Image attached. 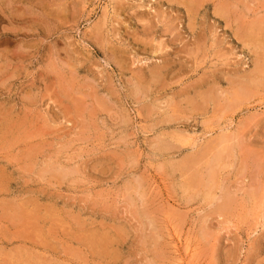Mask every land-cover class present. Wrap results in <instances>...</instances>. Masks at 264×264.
Listing matches in <instances>:
<instances>
[{"label":"rangeland","instance_id":"1","mask_svg":"<svg viewBox=\"0 0 264 264\" xmlns=\"http://www.w3.org/2000/svg\"><path fill=\"white\" fill-rule=\"evenodd\" d=\"M226 1L0 0V264H264V0Z\"/></svg>","mask_w":264,"mask_h":264},{"label":"bare ground","instance_id":"2","mask_svg":"<svg viewBox=\"0 0 264 264\" xmlns=\"http://www.w3.org/2000/svg\"><path fill=\"white\" fill-rule=\"evenodd\" d=\"M184 1H185V0H184ZM186 1H187V0H186ZM197 1H198V0H197ZM204 1H205V0H204ZM225 1H226V0H225ZM232 1H233V0H232ZM169 2H170V1H169ZM193 2H194V1H193ZM201 2H202V1H201ZM201 2H200V3H201ZM208 2H209V1H208ZM226 2H227V1H226ZM242 2H243V1H241V3H242ZM247 2H248V1H247ZM185 3H186V2H185ZM189 3H191V1H190ZM215 3H216V2H215ZM252 3H254V2H252ZM170 4H171V3H170ZM183 4H184V3H183ZM193 4H194V3H193ZM208 4H210V3H208ZM218 4H219V3H218ZM220 4H221V3H220ZM220 4H219V5H220ZM229 4H230V3H229ZM229 4H227V5H229ZM196 5H197V4H196ZM200 5H201V4H200ZM250 5H251V4H250ZM253 5H254V4H253ZM190 6H191V5H190ZM206 6H207V5H206ZM231 6H232V5H231ZM233 6H235V4H234ZM257 6H258V5H257ZM194 7H195V6H194ZM202 7H203V5H202ZM215 7H216V6H215ZM217 7H218V6H217ZM227 7H228V6H227ZM177 8H178V7H177ZM187 8H189V6H188ZM192 8H193V7H192ZM195 8H196V7H195ZM224 8H225V7H224ZM229 8H230V7H229ZM232 8H233V7H232ZM234 8H235V7H234ZM196 9H197V8H196ZM205 9H206V8H205ZM215 9H216V8H215ZM242 9H243V8H242ZM184 10H185V9H184ZM189 10H190V9H189ZM217 10H218V9H217ZM221 10H222V8H221ZM224 10H226V8H225ZM230 10H231V9H230ZM235 10H237V7H236V9H234V11H235ZM252 10H253V9H252ZM197 11H198V10H197ZM201 11H202V10H201ZM219 11H220V10H219ZM119 12H120V11H119ZM195 12H196V11H194V13H195ZM199 12H200V9H199ZM199 12H198V13H199ZM214 12H215V10H214ZM220 12H222V11H220ZM220 12H219V13H220ZM224 12H225V11H223V13H224ZM223 13H222V14H223ZM226 13H227V11H226ZM235 13H236V12H235ZM253 13H254V12H253ZM196 14H197V13H196ZM238 14H239V13H238ZM223 15H224V14H223ZM223 15H222V16H223ZM239 15H241V14H239ZM247 15H248V14H247ZM214 16H215V14H214ZM219 16H220V15H219ZM227 16H228V15H227ZM242 16H243V15H242ZM242 16H241V18H242ZM252 16H253V15H252ZM191 18H192V17H191ZM198 18H199V17H198ZM214 18H215V17H214ZM219 18H220V17H219ZM222 18H224V17H222ZM225 18H226V17H225ZM243 18H244V17H243ZM252 18H253V17H252ZM143 19H144V18H143ZM187 19H188V18H187ZM187 19H186V20H187ZM193 19H194V18H193ZM183 20H184V19H183ZM189 20H190V19H189ZM224 20L226 21V19H224ZM227 20H228V19H227ZM231 20H232V19H231ZM234 20H235V19H234ZM237 20H238V19H237ZM242 20H243V19H242ZM244 20H245V19H244ZM256 20H257V19H256ZM191 21H192V20H190V22H191ZM210 21H211V20H210ZM217 21H218V20H217ZM252 21H254V20H251V21H249V22H250V24L252 23V26L254 27V26L256 25L255 22H257V21H255L254 24H253ZM259 21H260V20H259ZM232 22H233V21H232ZM234 22H237V21L235 20ZM261 22H263V21H261ZM203 23H204V22H202V24H203ZM241 23H242V22H241ZM247 23H248V22H247ZM191 24H192V23H191ZM229 24H230V23H229ZM233 24H234V23H233ZM236 24H237V23H236ZM259 24H261V23H259ZM262 24H264V22H263ZM262 24L259 25V27L262 26ZM151 25H152V24H151ZM189 25H190V23H189ZM195 25H196V24H195ZM212 25H213V23H212ZM224 25H225V24H224ZM243 25H244V24H243ZM185 26H186V25H185ZM187 26H188V25H187ZM198 26H199V25H198ZM208 26H209V25H208ZM226 26H227V25H226ZM246 26H247V24H246ZM249 26H250V25H249ZM144 27H145V26H144ZM195 27H196V26H195ZM200 27H201V26H200ZM200 27H199V28H200ZM227 27H228V26H227ZM231 27H232V26H231ZM235 27H236V26H235ZM253 27H252V29H253ZM263 27H264V26H263ZM188 28H189V27H188ZM190 28H191V27H190ZM220 28H221V27H220ZM232 28H233V27H232ZM248 28H249V27H248ZM261 28H262V27H261ZM151 29H152V28H150V30H151ZM153 29H154V28H153ZM163 29H164V28H163ZM205 29H206V28H205ZM207 29H208V28H207ZM210 29H211V28H210ZM243 29H244V28H243ZM252 29H250V30H252ZM255 29H256V28H254V31H255ZM164 30H165V29H164ZM194 30H196V29H194ZM230 30H231V29H230ZM239 30H240V29H239ZM245 30L248 31V29H245ZM245 30H244V31H245ZM250 30H249V31H250ZM148 31H149V30H148ZM172 31H173V30H172ZM215 31H216V30H215ZM231 31H232V30H231ZM154 32H155V31H154ZM234 32H236V31H234ZM239 32L241 33V31H239ZM250 32H253V31H250ZM256 32H257V30H256ZM256 32H254V33L256 34ZM263 32H264V31H263ZM168 33H169V31H168ZM202 33H203V35H205L204 32H202ZM207 33H208V32H207ZM220 33H221V32H220ZM236 33H237V32H236ZM240 33H239V34H240ZM259 33H261V32H259ZM179 34H180V33H179ZM196 34H197V33H196ZM210 34H212V33H210ZM213 34H214V33H213ZM248 34H250V33L248 32ZM251 34H253V33H251ZM261 34H262V33H261ZM263 34H264V33H263ZM193 35H194V34H193ZM199 35H202V34L199 33ZM203 35H202V36H203ZM214 35H215V34H214ZM216 35H217V34H216ZM233 35H234V34H233ZM245 35H246V34H245ZM253 35H254V34H253ZM159 36H160V35H159ZM175 36H176V35H175ZM187 36H188V35H187ZM197 36H198V35H197ZM205 36H207V35H205ZM246 36H247V35H246ZM257 36H258L257 38H259L260 35H257ZM262 36H263V35H262ZM149 37H150V36H149ZM198 37H199V36H198ZM198 37H197V38H198ZM209 37H210V36H209ZM209 37H208V38H209ZM213 37H214V36H213ZM239 37H240V36H239ZM253 37L256 38V36H253ZM175 38H176V37H175ZM200 38H201V37H200ZM211 38H212V36H211ZM241 38H242V36L240 37V39H241ZM262 38H263V37H262ZM156 39H157V38H156ZM160 39H161V38H160ZM172 39H173V38H172ZM172 39H171V40H172ZM175 40H176V39H175ZM180 40H181V39H180ZM203 40H204V39H203ZM242 40H243V39H242ZM249 40H250V39H249ZM162 41H164V40H162ZM195 41H196V40H195ZM204 41H205V40H204ZM217 41H218V40H217ZM253 41H254V40H253ZM253 41H249V42H253ZM151 42H152V41H151ZM181 42H182V41H181ZM198 42H199V41H198ZM198 42H197V43H198ZM246 42H248V41H246ZM260 42H261V41H260ZM163 43H164V42H163ZM167 43H168V42H167ZM167 43H166V44H167ZM169 43H170V42H169ZM171 43H172V41H171ZM173 43H174V40H173ZM173 43H172V44H173ZM178 43H180V42H177V44H178ZM182 43H183V42H182ZM184 43H185V42H184ZM199 43H200V42H199ZM255 43H256V41H255ZM144 44H145V43H144ZM149 44H150V43H149ZM164 44H165V43H164ZM180 44H181V43H180ZM180 44H179V45H180ZM195 44H196V43H195ZM215 44H216V43H215ZM258 44L260 45V43H258ZM182 45H183V44H182ZM186 45H187V44H186ZM259 45H258V46H259ZM167 46H168V45H167ZM167 46H166V48H167ZM215 46H216V45H215ZM249 46H250V45H249ZM258 46H257V47H258ZM150 47H151V46H150ZM164 47H165V45H164ZM164 47H161V48L163 49ZM168 47H169V46H168ZM254 47H255V45H254ZM259 47H260V46H259ZM145 48H146V47H145ZM197 48H198V47H197ZM260 48H261V47H260ZM260 48H259V49H260ZM162 49H161V51H162ZM168 49H170V48H168ZM174 49H175V47H174ZM117 50H118V49H117ZM164 51H165V50H164ZM170 51H171V50H170ZM192 51H194V50H192ZM195 51H196V50H195ZM197 51H198V50H197ZM252 51H253V50H252ZM255 51H256V50H255ZM263 51H264V50H263ZM119 52H120V51H119ZM155 52H156V49H155ZM158 52H159V51H158ZM172 52H173V51H172ZM174 52H175V51H174ZM178 52H180V51H178ZM190 52H191V51H190ZM113 53H114V52H113ZM168 53H169V51H168ZM176 53H177V52H176ZM188 53H189V52H188ZM166 54H167V53H166ZM174 54H175V53H174ZM262 54H263V52H262ZM262 54H260V56H261ZM162 55H164V54H162ZM168 55H169V54H168ZM166 56H167V55H166ZM263 56H264V55H263ZM120 57H121V56H120ZM162 57H163V56H162ZM164 57H165V56H164ZM164 57H163V58H164ZM166 58H167V57H166ZM122 59H123V58H122ZM117 60H118V59H117ZM67 62H68V61H67ZM165 62H166V61H165ZM258 62L260 63V61H258ZM261 62H262V61H261ZM263 62H264V61H263ZM259 63H258V64H259ZM260 64H261V63H260ZM67 65H69V64H67ZM155 65H156V64H155ZM256 65H257V64H256ZM260 66H262V65H260ZM72 67H73V66H72ZM154 67H156V66H154ZM165 68H167V67H165ZM257 68H258V67H257ZM141 69H142V68H141ZM255 69H256V68H255ZM259 69H260V68H259ZM149 70H150V69H149ZM160 70H161V69H160ZM151 71H152V70H151ZM167 71H168V70H167ZM255 71H258V69L255 70ZM255 71H254V72H255ZM72 72H75V71H72ZM252 72H253V71H252ZM254 72H253V73H254ZM259 72H260V71H258V74H259ZM263 72H264V71H263ZM152 73H153V71H152ZM154 73H155V72H154ZM154 73H153V74H154ZM150 74H151V72H150ZM160 74H161V73H160ZM155 76H156V75H155ZM157 76H158V75H157ZM157 76H156V77H157ZM159 76H161V75H159ZM162 76H163V75H162ZM137 77H138V76H137ZM153 77H154V76H153ZM235 78H236V77H235ZM253 78H255V77H253ZM151 79H152V78H151ZM229 79H230V78H229ZM231 79H232V78H231ZM238 79H239V78H238ZM157 80H158V79H157ZM145 81H146V80H145ZM231 81H232V80H231ZM251 81H252V80H251ZM241 84H242V83H241ZM71 85H72V84H71ZM84 85H85V84H84ZM259 85H260V84H259ZM79 86H80V85H79ZM138 86H139V85H138ZM238 86H239V85H238ZM238 86H237V87H238ZM87 87H88V86H87ZM194 87H195V86H194ZM241 87H242V86H241ZM81 88H82V87H81ZM88 88H89V87H88ZM147 88H148V87H147ZM147 88H146V89H147ZM209 88H210V87H209ZM139 89H140V88H139ZM210 89H211V88H210ZM215 89H216V88H215ZM215 89H213V90H215ZM247 89H248V88H247ZM90 90H91V89H90ZM135 90H136V89H135ZM237 90H238V89H237ZM249 90H250V89H249ZM79 91H80V88H79ZM146 91H147V90H146ZM149 91H150V90H149ZM216 91H217V90H216ZM219 91H220V90H219ZM242 91H243V90H242ZM195 92H196V91H195ZM205 92H207V91H205ZM81 93H82V92H81ZM94 93H95V92H94ZM201 93H202V92H201ZM215 93H216V92H215ZM203 94H204V93H203ZM83 95H85V94H83ZM144 95H146V94H144ZM217 95H218V94H217ZM94 96H95V95H94ZM223 96H224V95H223ZM223 98H224V97H223ZM71 99H72V98H71ZM85 99H86V98H85ZM85 99H83V101H86ZM205 99H206V98H205ZM220 99H221V98H220ZM72 100H73V99H72ZM79 100H80V99H79ZM218 100H219V99H218ZM77 102H78V101H77ZM80 102H81V101H80ZM205 102H207V101H205ZM213 102H215V101H213ZM80 105H81V104H80ZM80 105H79V106H80ZM75 109H76V108H75ZM223 150H225V149H223ZM216 159H217V158H216ZM260 163H261V162H260ZM45 164H47V163H45ZM23 167H24V166H23ZM40 167H41V166H40ZM51 168H52V167H50V169H51ZM258 168H259V167H258ZM47 170H48V169H47ZM58 170H59V169H58ZM51 171H53V170L51 169ZM76 171H77V170H76ZM50 173H51V172H50ZM214 175H215V174H214ZM57 176H58V175H57ZM139 184H140V183H139ZM142 184H143V183H142ZM226 190H227V189H226ZM230 191H231V190H230ZM230 191H229V192H230ZM227 192H228V191H227ZM127 195H128V194H127ZM139 195H140V194H139ZM231 199H232V197H231ZM233 199H234V198H233ZM145 204H146V203H145ZM223 204H224V203H223ZM226 205H227V204H226ZM229 205H230V204H229ZM219 207H220V206H219ZM225 207H227V206H225ZM221 208H222V207H221ZM225 209H226V208H225ZM154 210H155V209H154ZM15 223H16V222H15ZM149 223H150V222H149ZM100 225H101V224H100ZM82 227H83V226H82ZM159 228H160V227H159ZM23 229H25V228L23 227ZM160 229H161V228H160ZM26 230H27V229H26ZM28 233H29V232H28ZM31 233H32V232H31ZM32 234H33V233H32ZM151 235H152V234H151ZM151 235H150V236H151ZM82 237H83V236H82ZM153 237H154V236H153ZM153 237H152V238H153ZM150 238H151V237H150ZM12 239H13V238H12ZM153 244H154V243H153ZM98 245H99V244H98ZM105 253H106V252H105ZM155 255H156V254H155ZM159 256H160V255H159ZM156 257H157V256H156Z\"/></svg>","mask_w":264,"mask_h":264}]
</instances>
